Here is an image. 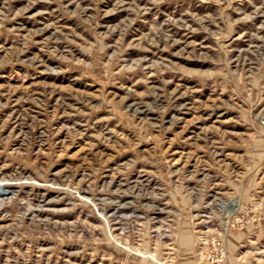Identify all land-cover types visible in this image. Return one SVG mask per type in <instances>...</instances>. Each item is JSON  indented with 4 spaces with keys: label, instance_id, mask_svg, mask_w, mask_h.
<instances>
[{
    "label": "rangeland",
    "instance_id": "374dc122",
    "mask_svg": "<svg viewBox=\"0 0 264 264\" xmlns=\"http://www.w3.org/2000/svg\"><path fill=\"white\" fill-rule=\"evenodd\" d=\"M0 264H264V0H0Z\"/></svg>",
    "mask_w": 264,
    "mask_h": 264
}]
</instances>
